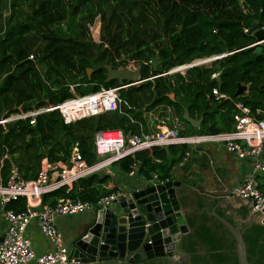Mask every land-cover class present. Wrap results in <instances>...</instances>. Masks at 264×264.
Here are the masks:
<instances>
[{"label": "trees", "instance_id": "1", "mask_svg": "<svg viewBox=\"0 0 264 264\" xmlns=\"http://www.w3.org/2000/svg\"><path fill=\"white\" fill-rule=\"evenodd\" d=\"M97 17L100 43L93 41L88 27ZM257 23H264V0H0V119L19 109L56 106L74 96L70 87L79 96L118 87L116 80L105 82V66L118 69L135 63L146 80L120 90L122 104L113 113L64 124L52 111L39 116L34 126L28 121L0 125V156L6 155L2 182L12 166L22 179H35L42 159L67 163L75 146L93 163L94 136L100 131L120 130L126 140L153 133L158 126L174 129L180 137L229 133L237 103L249 108L256 119H264V55L256 60L252 47L256 40L245 32ZM220 56L184 74H170L178 67ZM214 74L217 77L212 79ZM238 85L247 88L245 94L236 95ZM213 90L229 99H217ZM184 111L194 120L201 119L198 129L183 119ZM153 118L156 121L151 123ZM187 146L139 152L116 165L129 173L137 160L138 175L170 180V169L183 158ZM107 180L90 175L76 182L68 196L96 203L112 193L100 188ZM65 195L60 189L44 195L41 203L53 206ZM182 207L190 231L181 240L175 264H238L235 241L209 215L213 208L234 227L245 229L248 261L264 264V225L247 226L246 206L238 212L240 222L231 208L230 216L225 215L215 202L203 198L185 196ZM24 208L21 198L6 205L16 212ZM163 263L170 261L154 258L144 264Z\"/></svg>", "mask_w": 264, "mask_h": 264}, {"label": "built area", "instance_id": "2", "mask_svg": "<svg viewBox=\"0 0 264 264\" xmlns=\"http://www.w3.org/2000/svg\"><path fill=\"white\" fill-rule=\"evenodd\" d=\"M96 26H98L97 39L92 32ZM88 27L93 41L100 43L99 17ZM247 31L245 30L246 33ZM221 57L223 56L215 57V59ZM209 62V59L197 61L178 67L170 74L173 72L182 73L196 65H205ZM124 69L135 71L138 68L135 63H130ZM216 77L217 74L212 75V79ZM128 87L130 85H119L109 89L100 88L97 92L85 96L76 95L74 88L70 87V91L74 95L71 99L56 106L40 107L26 112L19 109L8 117L0 119V125L6 127L18 121H28L31 126H34L39 116L52 111H57L60 114L64 124L105 113H113L118 111L122 104L119 91ZM213 95L217 99H229L217 90H213ZM235 107L234 130L229 133L180 137L174 129H161L158 133H142L126 140L121 131L97 132L93 141L96 158L93 163L89 164L83 158L79 147L75 146L66 164L42 160L36 178L32 180L22 179L16 167L12 166L7 180L5 183L2 182L1 171L6 155L0 156V212L6 222V230L0 242V264H68L69 248L64 245L63 236L56 228V218L79 215L88 211L97 212L99 209L107 210L125 198L126 194L115 191L101 197L96 203L62 196L55 201L53 206L41 205L38 208L42 197L60 189H64L65 194H68L79 180L107 170L124 158H135L139 152L168 146L217 143L238 159H251L254 169L258 173L264 174V119H256L250 109L242 103H237ZM256 113L259 114V111ZM139 165V161L135 160L130 166L128 175L133 176ZM154 179H157L156 175H153L152 180ZM159 182L163 183L164 181ZM228 195L232 198H245L251 204V210L254 213H260V216L264 218V192L260 191L255 179L251 178L234 187ZM20 198L25 200L24 210L16 212L6 209L8 203ZM32 224H35L39 232L48 240L50 250L43 253H38L35 250L26 235L28 227Z\"/></svg>", "mask_w": 264, "mask_h": 264}, {"label": "water", "instance_id": "3", "mask_svg": "<svg viewBox=\"0 0 264 264\" xmlns=\"http://www.w3.org/2000/svg\"><path fill=\"white\" fill-rule=\"evenodd\" d=\"M247 34L256 40L254 47L257 60L264 55V23L254 24ZM105 69L106 83L116 80L119 85L134 86L146 81L142 79L139 68L129 71L105 66ZM91 72L92 70L87 71L88 77ZM246 89L245 86L238 85L236 95H243ZM261 90L264 91V84ZM170 98L173 99V96L170 95ZM183 119L196 129L201 123V119L190 118L187 111H184ZM180 187H184L180 181L167 180L160 183L151 180L141 188L134 189L111 208L99 209L86 232L69 245L68 264H142L164 257L174 260L177 245L190 231L186 222V210L182 207L185 196L203 198L209 203L215 202L216 207L225 211V215L230 216L228 209L231 208L233 215L237 217L236 222L241 221L238 212L243 206L251 208L245 198H210L198 195L189 188ZM209 215L233 237L238 264H251L243 240L245 229L236 228L218 216L215 208ZM254 223L264 225V218L260 213H251L250 209L247 226Z\"/></svg>", "mask_w": 264, "mask_h": 264}, {"label": "crops", "instance_id": "4", "mask_svg": "<svg viewBox=\"0 0 264 264\" xmlns=\"http://www.w3.org/2000/svg\"><path fill=\"white\" fill-rule=\"evenodd\" d=\"M153 121H156V119H150L151 123ZM161 129L163 128L158 126L156 131L159 132ZM156 131H153V133ZM146 134H152V132ZM161 149H166V147ZM185 150L187 151L183 158L171 167L169 173L170 180L180 181L184 185L185 188L180 187L181 189L189 188L198 195L210 198L234 199L228 195L229 191L252 178L257 181L260 191L264 192V174H260L254 169L251 159H238L217 143H199L195 146H187L183 149V151ZM44 159L49 161L47 158ZM96 174H100L102 177L107 176L108 178L105 185L100 187L101 189L112 190V192L120 191L125 193L126 196L134 189L141 188L145 183L153 179V175L147 178L138 175L137 171L133 176H129L116 164ZM159 181L157 176L154 182ZM65 196H68V194ZM41 205L43 204L41 203L37 207L39 208ZM251 213L254 212L251 211ZM84 214H90L94 218L96 212L88 211L79 215L56 218V228L61 232L63 243L66 247H69L74 240L83 235L88 229L91 222L85 225L82 223V219L71 220L72 217ZM5 230L6 222L0 212V237H3ZM26 235L38 253L50 250L48 240L39 232L35 224L28 227Z\"/></svg>", "mask_w": 264, "mask_h": 264}, {"label": "rangeland", "instance_id": "5", "mask_svg": "<svg viewBox=\"0 0 264 264\" xmlns=\"http://www.w3.org/2000/svg\"><path fill=\"white\" fill-rule=\"evenodd\" d=\"M97 30H98V26H96L93 30H92V32H93V34H94V37H95V39H97ZM197 62V61H196ZM196 62H194V63H196ZM208 65V64H207ZM184 72L185 71H182V73L181 74H184ZM174 73V72H173ZM180 73V72H179ZM76 94V93H75ZM78 219H82V223H84L85 225L86 224H88V223H92V221H93V217H92V215H90V214H84V215H80V216H77V217H72L71 218V220L73 221V220H78ZM90 223V224H91Z\"/></svg>", "mask_w": 264, "mask_h": 264}, {"label": "flooded vegetation", "instance_id": "6", "mask_svg": "<svg viewBox=\"0 0 264 264\" xmlns=\"http://www.w3.org/2000/svg\"><path fill=\"white\" fill-rule=\"evenodd\" d=\"M182 201H183V200H182ZM251 211H252V210H251ZM252 212H253V211H252ZM182 238H183V237H182ZM181 240H182V239H181ZM180 243H181V241H180ZM180 243L177 245L176 252L174 253V257H175L174 260H171V261H170L168 257H164V258H163V259H165L166 261L169 260V261H170L169 264H175L176 262L179 261V259H180L179 257H180V255H181V254L179 255L180 252H179V250H178L179 247H180ZM144 263H145V262H144ZM144 263H142V264H144ZM164 263H166V262H164ZM164 263H163V264H164Z\"/></svg>", "mask_w": 264, "mask_h": 264}, {"label": "clouds", "instance_id": "7", "mask_svg": "<svg viewBox=\"0 0 264 264\" xmlns=\"http://www.w3.org/2000/svg\"><path fill=\"white\" fill-rule=\"evenodd\" d=\"M254 47V46H253ZM222 58V57H221ZM221 58H217V59H215V57H212V58H209V60H210V62L208 63V64H210L211 62H213V61H215V60H218V59H221ZM214 59V60H213ZM211 60H213V61H211ZM205 65H207V64H205ZM198 66H200V65H198ZM172 74V73H171Z\"/></svg>", "mask_w": 264, "mask_h": 264}]
</instances>
